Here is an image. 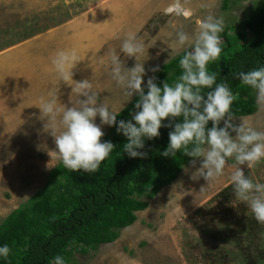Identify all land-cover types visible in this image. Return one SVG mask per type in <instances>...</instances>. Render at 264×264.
I'll return each instance as SVG.
<instances>
[{
    "label": "rangeland",
    "instance_id": "374dc122",
    "mask_svg": "<svg viewBox=\"0 0 264 264\" xmlns=\"http://www.w3.org/2000/svg\"><path fill=\"white\" fill-rule=\"evenodd\" d=\"M252 2L242 0L222 11L221 0H0V221L41 187L48 170L59 161L54 138L44 127L47 120L41 119L36 106L50 94L62 107L72 106L77 98L75 92L50 86L58 77L52 61L59 51H74L81 59L72 69L76 79L71 86L89 80L99 100L118 111L131 99L127 101L111 78L107 62L115 50L125 67L135 65V58L120 51L126 36L133 34L145 45L138 62L144 64L146 84L153 67L184 49L192 50L168 48L175 44L178 31L194 35L208 15L222 18L224 25L235 24ZM73 26L85 27L91 46L85 48L88 40L77 39L81 35ZM30 81L36 82L35 89ZM234 118L235 123L246 121L264 131V111L259 106L250 115ZM101 127L108 131L107 125ZM228 165L209 186L203 178L190 179L195 170L191 162L183 166L145 209L135 212V221L120 229L113 242L99 245L89 258L79 256V260L82 264H245L248 254L254 264H264V224L257 222L247 230L254 217L247 204L234 193L224 220L215 207L213 196L231 182L235 160ZM242 167L254 182L264 183V160L251 169ZM202 187L206 189L201 191ZM199 207L204 218L194 216Z\"/></svg>",
    "mask_w": 264,
    "mask_h": 264
},
{
    "label": "clouds",
    "instance_id": "9594fccd",
    "mask_svg": "<svg viewBox=\"0 0 264 264\" xmlns=\"http://www.w3.org/2000/svg\"><path fill=\"white\" fill-rule=\"evenodd\" d=\"M223 30V19L208 15L194 35L178 31L175 44L168 48L175 51L188 46L192 50L179 60L183 72L178 80L174 84L164 81L162 86L157 85L155 76H150L145 84L144 64L138 62L145 54V45L133 34L126 36L120 51L135 58V65L125 67L115 50L109 54L107 63L111 78L129 98L127 101L134 95L138 97L130 120L117 121L120 111L101 102L87 79L75 81L73 91L77 98L70 107L58 106L55 94H50L47 100L42 97L36 106L41 119L47 120L45 129L54 138L56 158L73 172L94 173L116 147L111 141H102L105 135L102 125L116 126L117 133L127 138L123 151L130 158H146L147 152L140 151L145 147V138H158L160 129L168 127L172 130L162 155L176 157L181 152L191 157L195 170L190 179L194 181L203 178L209 186L224 175L228 161L235 160L230 179L236 197L247 204L258 223L264 224V183L254 182L242 167L251 169L264 160V131L246 121L234 122L231 109L237 97L227 82L217 83V74L207 70L211 61L220 58ZM80 60L74 51H59L52 61L59 79L69 84L73 80L72 69ZM151 71H159V66ZM235 77L256 91V103L264 111V66L240 71ZM177 118H181L180 122H175ZM164 120L168 123L163 124ZM205 189L202 187L201 191ZM10 252L7 244L0 246V257L7 260ZM54 264H65V260L57 255Z\"/></svg>",
    "mask_w": 264,
    "mask_h": 264
},
{
    "label": "trees",
    "instance_id": "16d2710c",
    "mask_svg": "<svg viewBox=\"0 0 264 264\" xmlns=\"http://www.w3.org/2000/svg\"><path fill=\"white\" fill-rule=\"evenodd\" d=\"M241 1L221 0L219 8L225 11ZM247 9L235 24L225 23L220 33V58L207 66L210 73L217 74V83L227 82L237 97L231 109L234 117L250 115L258 108L256 91L243 85L235 74L264 66V0H253ZM187 51L174 55L153 73L158 86L178 80L183 72L179 60ZM137 100L134 95L118 110L117 121L132 118L130 113L135 111ZM171 130L162 127L158 138H145V147L140 151L147 152L146 158H130L123 151L127 138L117 133L116 126H108L102 141H111L116 147L94 173L73 172L58 161L48 170L41 187L0 221V246L7 244L11 249L7 260L0 257V264H54L57 255L64 258L65 264H82L79 256L87 259L99 245L113 242L120 229L135 221V212L145 209L148 200L191 162L192 158L181 152L176 157L162 155ZM234 193L231 181L213 196L215 207L221 210L220 220L228 215ZM194 216L204 218L203 208H197ZM255 223L254 217L248 220L247 230H252ZM245 264H254L248 254Z\"/></svg>",
    "mask_w": 264,
    "mask_h": 264
},
{
    "label": "crops",
    "instance_id": "0c3cea01",
    "mask_svg": "<svg viewBox=\"0 0 264 264\" xmlns=\"http://www.w3.org/2000/svg\"><path fill=\"white\" fill-rule=\"evenodd\" d=\"M73 30H76V35H81V38H77V39H83L85 41L88 40V42L86 44H83L85 46V48H87L86 45L91 46V41L89 39L90 37L88 36V34L85 31L86 30L85 27H81V28L75 29L74 26H73ZM84 46H82V44H80V47L84 48ZM80 47L78 46L77 48H80ZM72 72H73V74L75 73V71H73V70H72ZM55 73H56V71H55ZM57 75L58 74L56 73V76ZM81 76L84 77V74H81ZM72 79L73 80L70 81L69 84H67L66 82L60 80L59 77H56V81L55 82L52 81L54 84H50V86L55 85V88H57L58 90H59V88H63V92H74L73 89H74L75 86L74 85L71 86V85L73 84L74 79H76V76H75V78L72 77ZM30 82H32V84H31L32 88L35 89L36 88V82L35 81H30Z\"/></svg>",
    "mask_w": 264,
    "mask_h": 264
}]
</instances>
